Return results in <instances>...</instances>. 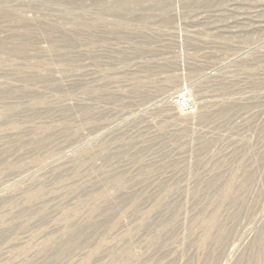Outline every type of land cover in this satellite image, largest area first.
Instances as JSON below:
<instances>
[{
  "label": "rangeland",
  "instance_id": "obj_1",
  "mask_svg": "<svg viewBox=\"0 0 264 264\" xmlns=\"http://www.w3.org/2000/svg\"><path fill=\"white\" fill-rule=\"evenodd\" d=\"M0 264H264V0H0Z\"/></svg>",
  "mask_w": 264,
  "mask_h": 264
},
{
  "label": "bare ground",
  "instance_id": "obj_2",
  "mask_svg": "<svg viewBox=\"0 0 264 264\" xmlns=\"http://www.w3.org/2000/svg\"><path fill=\"white\" fill-rule=\"evenodd\" d=\"M254 1V0H253ZM232 8V7H231ZM260 8H262V7H260ZM253 10V9H252ZM204 13V12H203ZM252 15H254V14H252ZM261 15V14H260ZM263 15V14H262ZM212 17V16H211ZM239 17H241V16H239ZM253 17V16H252ZM233 18V17H232ZM201 20V19H200ZM204 20V19H203ZM231 21V20H230ZM262 96V95H261ZM186 102V101H185ZM257 105V104H256ZM60 160V159H59ZM59 164H60V162H59ZM61 166V165H60Z\"/></svg>",
  "mask_w": 264,
  "mask_h": 264
}]
</instances>
